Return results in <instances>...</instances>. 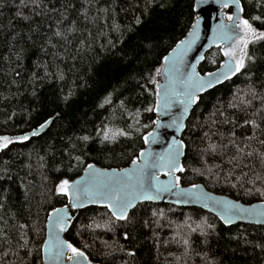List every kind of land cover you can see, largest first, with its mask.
Returning a JSON list of instances; mask_svg holds the SVG:
<instances>
[{
	"label": "trees",
	"instance_id": "obj_1",
	"mask_svg": "<svg viewBox=\"0 0 264 264\" xmlns=\"http://www.w3.org/2000/svg\"><path fill=\"white\" fill-rule=\"evenodd\" d=\"M242 2L246 18L264 17V0ZM194 19V0H0V135L30 133L52 119L42 134L0 150V264H41L37 249L45 238L47 212L67 202L54 195L60 179H73L88 163L124 167L138 155L156 117L145 111L155 99L149 74L156 79L162 57ZM73 21L75 31H69ZM253 23L264 30L261 21ZM113 24L119 29L113 31ZM58 29L64 39L54 35ZM248 51L254 60L233 80L202 95L193 109L180 175L185 185L203 183L252 203L264 201L249 194L264 190V180L248 183L264 177L257 155L264 154L259 143L264 140V41L250 44ZM222 59L219 48L212 49L201 71L215 69ZM245 120L260 127L252 129ZM105 129L130 135L105 141ZM209 145L216 146L215 153ZM249 151L254 155L247 156ZM153 210L164 215L153 216ZM131 216V222L118 221L106 231V208L82 209L68 238L101 264H264V226H226L199 208L165 203H141ZM21 235L27 248L20 247Z\"/></svg>",
	"mask_w": 264,
	"mask_h": 264
},
{
	"label": "snow or ice",
	"instance_id": "obj_2",
	"mask_svg": "<svg viewBox=\"0 0 264 264\" xmlns=\"http://www.w3.org/2000/svg\"><path fill=\"white\" fill-rule=\"evenodd\" d=\"M208 2L209 0H196L194 10L201 3ZM214 2L222 8H229L233 4L236 6V13H219L220 22L213 27V36L209 41L210 45L213 43L217 45L220 53L227 57V60L221 63L216 72H206L201 75L196 71V64H191V70H187L188 54L199 39L201 16L197 15L187 35L176 42L175 46L162 57L161 66L155 69L156 75L160 76L164 82L161 83L149 74V82L154 85L151 94L155 99L154 104L146 108L145 111L155 113L156 119L151 121L155 125L152 131H148L142 136L145 145L160 141L159 129L162 127L174 129L176 133H180L186 126L184 120L190 107L199 100L197 94L214 87L222 80L230 79L237 73H241L242 69L246 68L247 62L254 60V57L249 54V45L264 41V30L258 29L253 23V21L264 23V17L255 15L248 19L240 15L244 11L241 7V0H214ZM21 3L23 4V0ZM257 3L259 5V0ZM36 6L39 7L38 4ZM103 11L106 12L107 9ZM17 15H21V13L18 12ZM22 18L29 19L28 16H22ZM141 22L140 17H137L136 24ZM118 29L119 25H112L113 31ZM69 31H75L74 21ZM54 35L62 39L65 38L59 29ZM121 35H123L122 32ZM109 43L111 44V41ZM204 59V55L201 54L197 62ZM211 62L216 63L215 59ZM16 75L19 76L20 73L17 72ZM35 75L33 73V76ZM60 79H63L62 75ZM108 102L106 99L105 103ZM177 106H180L181 110L178 114H174L172 109ZM137 115H139V110H137ZM162 116L170 117L169 122L165 123L161 119ZM51 123L52 119L50 118L39 124L38 127L43 130ZM244 123L249 124L252 129L260 127L255 120H245ZM143 127L147 128L148 125L145 124ZM135 130L140 131L138 128ZM37 135L39 132L33 129L31 136ZM118 135L129 136L130 133L118 130L110 134L108 129L104 130L105 141L114 140ZM29 139L30 136L27 133L15 137L0 135V150L8 149L15 142ZM80 139L87 141L89 137L83 136ZM259 143L264 145V140ZM184 148L183 139L173 136L167 147L160 152H154L150 147L147 150L141 148L138 155L131 159L130 167L102 169L97 168L93 163H88L83 169L84 175L79 179H60L54 186V195L66 198L68 202L62 207H51V210L47 212L45 224L47 235L37 249V257L41 264H92L89 255L81 247L62 236V233L68 231L74 220L69 209H81L88 204L100 205L107 209L109 219L104 224L106 231H112L113 225L118 221L131 222V213L139 203L162 200L165 193L174 195L176 204L199 203L204 208H211L225 224H231L234 220H247L264 226V203L259 206L253 204L245 207L238 201L215 197L205 192L201 185L195 183L187 188L181 187V176L177 173L185 172V166L181 163V157L185 154ZM208 150L215 153L216 146L209 145ZM237 151L240 152L242 149L238 148ZM246 155L251 157L254 153L249 151ZM257 155L261 164H264V154ZM74 159L80 164L84 163L80 156H76ZM195 171L199 172V169ZM210 171L211 169H209ZM158 173H163L169 179L161 181ZM245 175L247 174L245 173ZM256 180H264V177L257 175L255 180H249L248 183L254 185ZM233 187L236 185L234 184ZM249 194L264 196V190L255 188L254 193L249 190ZM152 215L163 216L164 213L163 210L159 212L153 210ZM204 223L209 229L213 228V225L207 224L206 220ZM96 226L100 227L99 224ZM20 227L24 228L25 225H20ZM197 227L199 228L200 225ZM192 231H196V229H192ZM124 236L127 238L128 233L125 232ZM20 239L23 241L20 247L27 248L28 241L23 235ZM184 243L187 244L188 241L185 240ZM129 255H133V253H129Z\"/></svg>",
	"mask_w": 264,
	"mask_h": 264
},
{
	"label": "water",
	"instance_id": "obj_3",
	"mask_svg": "<svg viewBox=\"0 0 264 264\" xmlns=\"http://www.w3.org/2000/svg\"><path fill=\"white\" fill-rule=\"evenodd\" d=\"M196 5V0H194V6ZM241 7L244 9V5H243V2L241 0ZM220 12H224L225 14H231V13H236V6L233 4L231 5L229 8H222L220 7L218 4H216L214 2V0H209L208 3H201L199 7H196L195 8V18L197 15H200L201 16V22H200V28H199V39L196 41V44L193 46V49L189 52L188 54V57H187V61H188V68L187 70H191V64H196V71L197 72H200L201 75H203L204 73L206 72H216L217 69L220 68V65L222 62L226 61L227 60V57H224L223 55V59L222 61L220 62V64L218 65V67H216L215 69L213 70H208V71H201V65L202 63L205 61L206 59V55L209 51H211L212 49L214 48H218L217 45L215 43L211 44L209 43L210 39L212 38L213 36V27L218 24L220 22V16H219V13ZM240 15H243L245 18V13L244 11L242 13H240ZM195 21V19H194ZM193 21V22H194ZM192 26V25H191ZM191 29V27H190ZM189 29V30H190ZM187 35V34H186ZM185 35V36H186ZM184 38V37H183ZM182 38V39H183ZM175 46V45H174ZM226 46V45H225ZM204 55L205 59L204 60H200L199 62H197V59L199 57V55ZM163 63V62H162ZM237 75H239V73H237L235 76H232L230 79H227V80H222L221 83L219 84H215L214 87L210 88V89H206L203 93H198L197 95L199 96V99L202 95H204L205 93L227 83L228 81H231L233 80ZM157 80H159L161 83H163V79L160 77V76H157L156 77ZM199 101V100H198ZM197 101V103H198ZM197 103L193 104L190 109H189V112H188V115L186 116L185 120H184V123H185V128L180 132V133H176L174 129H170V128H160L159 129V132H160V141H158L157 143L155 144H151V145H145L144 144V149L147 150L149 147L152 149V151L154 152H160L162 151L164 148L167 147V144L168 142L171 141L172 137L173 136H176L178 139H183V135L186 131V127H187V123H188V120L191 116V113L193 111V109L195 108V106L197 105ZM180 106H177L175 108L172 109V112L174 114H178L180 112ZM156 115V114H155ZM156 119V117H155ZM161 119L167 123L169 122L170 120V117L168 116H162ZM49 127V126H48ZM46 127L45 129L43 130H40L39 128H37L36 130L39 132V135L42 134L44 131H46V129L48 128ZM155 127V125H153V127L148 130V131H152V129ZM147 131V132H148ZM30 137L31 136V132L30 133H27ZM38 136V135H37ZM184 141V139H183ZM185 143V141H184ZM186 143H185V148L183 149L184 153L186 154ZM185 154L184 156L181 157V163L183 164V160H184V157H185ZM97 166V168H102V169H112V168H115V169H120V168H126V167H130L131 166V162L124 166V167H104V166H100L96 163H93ZM184 165V164H183ZM84 175V172L83 170L81 171V173L79 175H77L76 177H74L73 179L71 180H76V179H79L80 177H82ZM159 175V179L161 181H165V180H168L169 178L167 176H165L163 173H158ZM177 175H180V173H177ZM181 176V175H180ZM195 184H198V185H201L204 189L205 192L207 193H210L211 195L215 196V197H221V198H227L229 200H233V201H238L240 204L244 205L245 207H248L250 205H260L261 203H264V201H255V202H252V203H245L239 199H236L230 195H227V194H223V193H218V192H215L213 190H210L208 187H206L203 183H195ZM191 184L189 185H185L182 183L181 181V187H184V188H187L189 187ZM176 200V197L174 195H172L171 193H165L164 196H163V199L162 200H158V201H155V202H152V201H144L142 203H145V202H149V203H165V204H171V205H174V206H178V207H193V208H199L201 210H204L206 212H209L213 215H215L219 220L220 218L216 215V213L214 211L211 210V208H204L202 206V204H199V203H192V204H176L174 201ZM68 202V201H67ZM66 202V203H67ZM65 203V204H66ZM141 203H139L138 205H140ZM137 205V206H138ZM63 205H60V206H57V207H62ZM102 207L100 205H96V204H88L86 205L84 208H81V209H69V213L71 215L74 216V220L77 218L79 212L82 210V209H86L88 207ZM104 208V207H102ZM73 220V221H74ZM221 221V220H220ZM224 225L226 226H234V225H237V224H251V225H260V224H257L255 222H250V221H247V220H234L233 223L231 224H225L223 221H221ZM73 224V223H72ZM72 226V225H71ZM71 226L69 227L68 231L66 233H62V236L65 238V239H68V232L71 228ZM262 226V225H260ZM46 235H47V230L45 232V238H46ZM90 258V257H89ZM92 261V260H91ZM92 264H101V263H94L92 262Z\"/></svg>",
	"mask_w": 264,
	"mask_h": 264
},
{
	"label": "rangeland",
	"instance_id": "obj_4",
	"mask_svg": "<svg viewBox=\"0 0 264 264\" xmlns=\"http://www.w3.org/2000/svg\"><path fill=\"white\" fill-rule=\"evenodd\" d=\"M109 132H110V133H113V132H114V129H109Z\"/></svg>",
	"mask_w": 264,
	"mask_h": 264
}]
</instances>
